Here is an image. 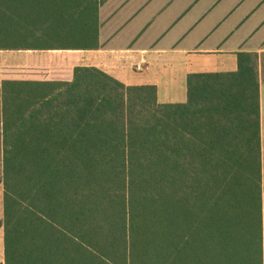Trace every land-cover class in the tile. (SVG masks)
Returning <instances> with one entry per match:
<instances>
[{
  "label": "trees",
  "instance_id": "trees-1",
  "mask_svg": "<svg viewBox=\"0 0 264 264\" xmlns=\"http://www.w3.org/2000/svg\"><path fill=\"white\" fill-rule=\"evenodd\" d=\"M96 0H0V49L89 48ZM256 55L187 100L93 66L0 86L4 264H264Z\"/></svg>",
  "mask_w": 264,
  "mask_h": 264
},
{
  "label": "crops",
  "instance_id": "crops-1",
  "mask_svg": "<svg viewBox=\"0 0 264 264\" xmlns=\"http://www.w3.org/2000/svg\"><path fill=\"white\" fill-rule=\"evenodd\" d=\"M96 2L89 48L24 49L21 66H57L65 79L77 66H93L126 85H155L159 103H180L188 74L234 72L238 53L255 54L264 186V0Z\"/></svg>",
  "mask_w": 264,
  "mask_h": 264
},
{
  "label": "rangeland",
  "instance_id": "rangeland-1",
  "mask_svg": "<svg viewBox=\"0 0 264 264\" xmlns=\"http://www.w3.org/2000/svg\"><path fill=\"white\" fill-rule=\"evenodd\" d=\"M179 1V0H178ZM181 1V0H180ZM180 2H178V9L180 8ZM203 4L199 5L201 9ZM198 14L202 13L200 10ZM24 49H0V86L4 79H37V80H48V79H65L66 76L62 77L60 75L65 74L64 70L59 71L57 66L47 67V68H26L21 66V62L24 63L25 57ZM15 62V64H12ZM264 169V163H263ZM2 178V154H1V144H0V181ZM263 184V183H262ZM3 220V186L0 183V223ZM0 264H4L3 259V230L0 227Z\"/></svg>",
  "mask_w": 264,
  "mask_h": 264
}]
</instances>
